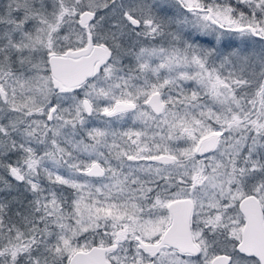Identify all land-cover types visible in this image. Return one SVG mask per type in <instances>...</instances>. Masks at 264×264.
Listing matches in <instances>:
<instances>
[{"label": "snow or ice", "instance_id": "6c2138e0", "mask_svg": "<svg viewBox=\"0 0 264 264\" xmlns=\"http://www.w3.org/2000/svg\"><path fill=\"white\" fill-rule=\"evenodd\" d=\"M0 264H264V0H0Z\"/></svg>", "mask_w": 264, "mask_h": 264}]
</instances>
